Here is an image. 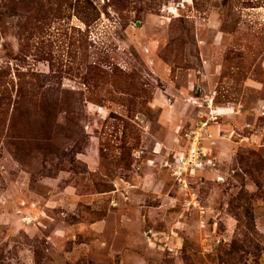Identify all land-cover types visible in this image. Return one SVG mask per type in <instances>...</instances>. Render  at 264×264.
I'll use <instances>...</instances> for the list:
<instances>
[{
	"label": "rangeland",
	"instance_id": "1",
	"mask_svg": "<svg viewBox=\"0 0 264 264\" xmlns=\"http://www.w3.org/2000/svg\"><path fill=\"white\" fill-rule=\"evenodd\" d=\"M90 1L25 40L3 20L0 66L77 93L84 135L22 162L8 126L46 122L0 115V264H264V0Z\"/></svg>",
	"mask_w": 264,
	"mask_h": 264
},
{
	"label": "trees",
	"instance_id": "2",
	"mask_svg": "<svg viewBox=\"0 0 264 264\" xmlns=\"http://www.w3.org/2000/svg\"><path fill=\"white\" fill-rule=\"evenodd\" d=\"M70 10H75L86 26L99 16L90 0H77L75 6L70 0H0V29L4 28L6 16L15 17L18 20L16 35L25 40L43 32L44 25L63 20L70 15ZM10 57L14 60L20 56ZM102 79L99 71L94 78L88 76L86 82L96 80V84H100ZM49 81L48 75L34 70L17 69L12 74L10 67L0 66V115L5 119L9 117L11 124L29 116L46 122L40 130L29 125L18 128L9 125L5 130L8 151L22 162L32 160L36 154H41L42 158L66 155L64 146L74 142L72 147H76L77 136L84 135L81 124L84 116L73 108L79 99L77 93L61 90L59 85H51ZM61 115L63 123L58 122Z\"/></svg>",
	"mask_w": 264,
	"mask_h": 264
},
{
	"label": "built area",
	"instance_id": "3",
	"mask_svg": "<svg viewBox=\"0 0 264 264\" xmlns=\"http://www.w3.org/2000/svg\"><path fill=\"white\" fill-rule=\"evenodd\" d=\"M208 105L210 106V101ZM205 125L206 123L203 122L200 128L202 129ZM192 133L193 136L187 134L189 148L185 153H180L175 156L174 163L171 167V176L184 188H187V174L193 169L201 168L205 156V153L198 146L200 133L197 131ZM189 138H191V143ZM193 203L196 204V202Z\"/></svg>",
	"mask_w": 264,
	"mask_h": 264
},
{
	"label": "crops",
	"instance_id": "4",
	"mask_svg": "<svg viewBox=\"0 0 264 264\" xmlns=\"http://www.w3.org/2000/svg\"><path fill=\"white\" fill-rule=\"evenodd\" d=\"M223 108H226V107H223ZM202 123H203V122H202ZM206 125H207V122H206ZM203 127H204V126H203ZM202 129H204V128H202ZM202 129H201V130H202ZM186 137H187V136H186ZM200 138H201V137H200ZM187 141H188V139H187ZM188 143H189V141H188ZM158 151H159V150H158ZM158 151L153 150V152H154L155 154H159ZM186 151H187V149H185V150H183V151H180L179 154H180V153H185ZM176 153H178V152H176ZM176 153H175V154H176ZM177 155H178V154H176L175 156H177ZM155 156H156V155H155ZM173 156H174V154H173ZM175 156H174V158H173V163H174ZM165 164H166V163H165ZM167 164H168V163H167ZM172 165H173V164H172ZM202 167H203V165H202ZM173 179H174V177H173ZM174 180H175V179H174ZM203 212H204L203 210H200V213H201V214H203Z\"/></svg>",
	"mask_w": 264,
	"mask_h": 264
}]
</instances>
